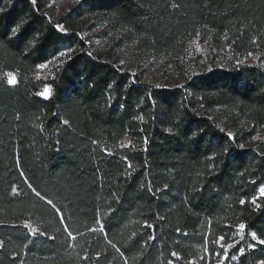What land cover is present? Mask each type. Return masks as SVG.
<instances>
[{"label":"trees","instance_id":"trees-1","mask_svg":"<svg viewBox=\"0 0 264 264\" xmlns=\"http://www.w3.org/2000/svg\"><path fill=\"white\" fill-rule=\"evenodd\" d=\"M50 1L0 0V264H218L214 241L234 242L240 223L253 247L223 264H258L264 0H82L54 20ZM194 41L231 64L174 87L119 65L134 49L177 68ZM249 53L257 65H233ZM45 86L48 99L37 95Z\"/></svg>","mask_w":264,"mask_h":264},{"label":"rangeland","instance_id":"rangeland-1","mask_svg":"<svg viewBox=\"0 0 264 264\" xmlns=\"http://www.w3.org/2000/svg\"><path fill=\"white\" fill-rule=\"evenodd\" d=\"M79 1L82 0H52L45 7L44 14L52 20L58 19L60 16L65 14L66 11H68L69 7ZM88 43L99 44L93 40H88ZM64 53L66 54L58 55L54 60L47 63L45 68H39L40 73L51 75L50 72L52 69L59 65V63L63 60H66L69 52L66 51ZM186 55L185 59H179V66L174 68L170 64L166 65L164 58L160 59L159 62L154 61L152 58L143 61L139 56L135 55L134 49H130L129 51L123 53V58L121 59L119 65L122 67V71L131 72L133 74H143V84L157 87H174L175 85L180 84L182 79L190 76L191 74H202L207 70L220 69L231 64L228 54L221 53L219 56L215 57L209 52V49L206 46L200 45L197 41H194L190 45ZM258 62V57L255 54H251L247 57L239 58L233 63V65L239 63L250 67L257 65ZM122 142L126 144V147L133 146L138 148L136 143L128 139H123L121 143ZM242 236L243 239L241 238ZM237 241L238 243H236ZM244 242H247L248 245L250 244V240L244 239V233H240L237 229L235 241L232 242L235 246L229 249L228 253L233 252L237 249V247H241ZM238 255H240V251L238 252ZM235 258V256H232L231 259L233 260ZM78 264H87L85 255L80 257Z\"/></svg>","mask_w":264,"mask_h":264},{"label":"snow or ice","instance_id":"snow-or-ice-1","mask_svg":"<svg viewBox=\"0 0 264 264\" xmlns=\"http://www.w3.org/2000/svg\"><path fill=\"white\" fill-rule=\"evenodd\" d=\"M33 3H35V0H33ZM0 11H3V9H0ZM57 28L60 29V30H63V28H62L61 25H57ZM12 31H13V34L15 35V34L17 33V31H18V28H14ZM255 42H256V41H253V43H255ZM65 54H66V53H64V52H61V53H60V55H65ZM249 55H251V53H249ZM46 66H47L46 64H40V65H38L39 68H45ZM5 75L8 77L7 83H8L9 85H15V84L17 83L16 78H15V75H14L13 73H6ZM37 95H38V96H42L44 99H48V98L51 97L52 92H51V89H50V88H48L47 86H45L44 90H43L42 92L37 93ZM62 123L65 124V125H67V124H69V121H67V120H63ZM166 131H168L169 133H172L173 130H172L171 128H169V129H167ZM228 135H229V138L231 139V138H232V134L229 133ZM252 139H253V140H256V139H258V137H255V136H254ZM58 142H59V141H57V143H58ZM146 143H147V140H145V144H146ZM124 146H126V144H125L124 142H122V143H121V147H124ZM240 147L243 148L244 145H240ZM225 151H227V149H226ZM212 158H213V157H209V159H212ZM129 167H131V165H129ZM21 174L23 175V173H21ZM166 187H167V185H165V188H166ZM258 191H259V195L262 196V197H264V184H261V186L259 187V190H258ZM15 192H16V189H15V187H14V188H13V193H15ZM36 195L39 196L40 193L37 192ZM41 199H44V197L41 196ZM256 199H257V197H255V196L252 197L251 203L255 204V206H256L257 208H259V207H261V205L258 204V203H256ZM47 203L51 204L52 202H51V201H47ZM240 203L243 205V204L245 203V200H244V199H241V200H240ZM96 223L99 224V223H100V220L97 219ZM147 226H148V227H152V225H147ZM24 227L27 228V229H29V230H30V233H31L33 236L36 235L37 229L34 228V227H32L29 223L25 222ZM245 227H246L245 224L240 223V224L238 225V231H239L240 233H243ZM65 231L68 232V229L66 228ZM89 231L97 232V231H103V229H102V228H95V227H93V228H90ZM177 231H179V229H177ZM40 235H44V233L41 232ZM68 235H69V237H70L72 240H75V239H76V236H74L71 232H68ZM250 235H251V239H252V240H255L257 244L264 245V239H258V238H257V233H256V232H251ZM51 238H52V237H49V239H51ZM241 238L243 239V236H242ZM150 239H151V238H150ZM224 239H225L224 236H219V237H217L216 240L214 241L215 244L219 245L220 247H223V249H224L223 257H221V260L218 261V264H223V259L226 258V257L228 256L229 249H231V248H233V247L235 246L234 243H227V244L222 243V242L224 241ZM236 243H238V241H237ZM3 244H4V242H3V241H0V245H3ZM207 244H208V241L206 240V242H205V246H204V252H205L206 255H207L208 252H209V249H208V247H207ZM25 247H27V245H25ZM113 247H115V246L113 245ZM248 247H249V248H252L253 245H252V244H249ZM239 251H240L241 254L244 253V249H243V248H241ZM117 252H119V249H117ZM215 254H216V255H220L219 253H215ZM99 255H100V254L97 253V258L99 257ZM172 255L175 256L177 259H180V257L177 255V253L173 252ZM200 259H203V257H201ZM125 264H127V261H125ZM168 264H172V261L169 260V261H168ZM189 264H194V262H193V261H190ZM258 264H264V259L259 260Z\"/></svg>","mask_w":264,"mask_h":264}]
</instances>
